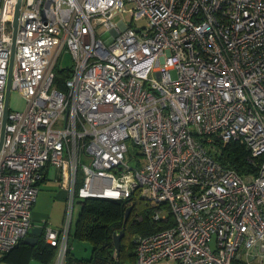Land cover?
<instances>
[{"label":"built area","instance_id":"1","mask_svg":"<svg viewBox=\"0 0 264 264\" xmlns=\"http://www.w3.org/2000/svg\"><path fill=\"white\" fill-rule=\"evenodd\" d=\"M17 2L0 0V130ZM11 90L26 106L8 104L0 145V253L27 236L51 164L66 191L51 264L76 201L136 188L173 224L137 235L134 264H264V0H20ZM230 141L255 173L216 157Z\"/></svg>","mask_w":264,"mask_h":264},{"label":"trees","instance_id":"2","mask_svg":"<svg viewBox=\"0 0 264 264\" xmlns=\"http://www.w3.org/2000/svg\"><path fill=\"white\" fill-rule=\"evenodd\" d=\"M54 71V84L59 89H63L64 80L69 76V69L62 67ZM247 154V148L242 143L230 141L221 146V153L216 157L241 175L255 173V167L247 161ZM147 201L139 195L138 188L128 197L120 200L99 197L79 200L80 209L71 228L69 240L70 237L86 240L90 245V251L86 255H77L71 249L69 242L65 264H115L113 235L122 228L124 234L120 240L119 264H125L126 261L134 264V245L137 237L134 234H148L173 224L170 212L165 218L159 220L152 218L153 209L158 208L157 205L151 206L146 211L139 210V206ZM129 206L131 210L125 220V210ZM22 243L21 240L14 248ZM43 250L53 260L56 247L47 244Z\"/></svg>","mask_w":264,"mask_h":264},{"label":"crops","instance_id":"3","mask_svg":"<svg viewBox=\"0 0 264 264\" xmlns=\"http://www.w3.org/2000/svg\"><path fill=\"white\" fill-rule=\"evenodd\" d=\"M50 171H53L54 173L52 178L49 176ZM57 176L58 169L55 166L47 164L44 167L42 178L38 184L39 190L37 198L31 207L32 226L42 228V232L37 237V242L35 244H28L22 240L23 243L13 250L6 253H0V264H51L52 260L49 258L45 250H43L47 245L43 240V229L48 225L49 218L48 211L45 209V198L46 200L53 198L55 201H59L63 204L61 222L57 226L59 228L64 214L66 191L60 188L59 183L56 180ZM39 194L42 195L39 196ZM71 249L73 250L72 247Z\"/></svg>","mask_w":264,"mask_h":264},{"label":"rangeland","instance_id":"4","mask_svg":"<svg viewBox=\"0 0 264 264\" xmlns=\"http://www.w3.org/2000/svg\"><path fill=\"white\" fill-rule=\"evenodd\" d=\"M124 16L125 19L129 17L127 12H124ZM144 22L143 21H139L137 24L142 25ZM71 63V58L68 52L63 53L62 56L60 57V59L57 61L54 70H56L57 68H62V67H66L67 65H69ZM26 106V101L24 99V97L16 90H11L10 94H9V107L10 109H14V110H22L24 109ZM127 144V152L125 153V157L127 159V161L129 162V164H132V160H133V155L135 152H139V150H137V148L135 146H133V143L131 140H127L126 141ZM141 157V155H140ZM142 161L143 158H142ZM53 171H50V177L52 178L53 176ZM42 194H39V196H41ZM156 204L147 201L144 204H141L139 206V210L142 211H146L147 209H150V207L154 206ZM162 210L159 212L160 217L161 218H165L168 214H169V209L166 205L162 206ZM45 209H47L48 211V225L54 229H57L58 225L61 222V217H62V209H63V204L59 201H55V199L53 198H49V200H46L45 198ZM80 209V204L76 201L75 203V210H74V215H73V225L74 222L76 220L77 214L79 212ZM156 209V208H154ZM153 209V210H154ZM72 225V227H73ZM134 235H139V233H136ZM70 245L73 248V251L77 254V255H84L87 254L90 251V245L86 240H80L79 238H72L70 237ZM125 264H133L131 261H126Z\"/></svg>","mask_w":264,"mask_h":264},{"label":"water","instance_id":"5","mask_svg":"<svg viewBox=\"0 0 264 264\" xmlns=\"http://www.w3.org/2000/svg\"><path fill=\"white\" fill-rule=\"evenodd\" d=\"M20 5V0H18L14 12V19H13V33H12V43L10 47V60H9V67H8V74H7V81H6V86H5V97H4V113H3V118H2V125H1V130H0V145L2 142V137H3V132H4V126L6 122V112L8 110V104H9V94H10V77H11V68H12V63H13V55H14V47H15V37H16V29H17V15H18V8ZM131 210V207H127L125 210L124 214V219L126 220L129 212ZM42 232L41 227L37 226H32L29 231L27 236L23 239V242L28 243V244H35L37 242V237L40 235ZM124 234V228H122L118 233H114L113 235V243L115 247V257L116 261L115 264H119V250H120V240Z\"/></svg>","mask_w":264,"mask_h":264}]
</instances>
